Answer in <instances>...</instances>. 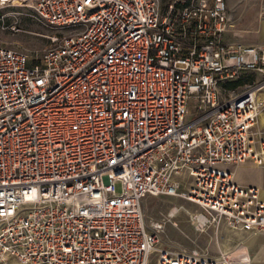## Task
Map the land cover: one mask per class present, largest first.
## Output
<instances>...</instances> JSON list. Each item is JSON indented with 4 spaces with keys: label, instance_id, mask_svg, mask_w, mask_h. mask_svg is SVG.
Returning <instances> with one entry per match:
<instances>
[{
    "label": "built area",
    "instance_id": "obj_1",
    "mask_svg": "<svg viewBox=\"0 0 264 264\" xmlns=\"http://www.w3.org/2000/svg\"><path fill=\"white\" fill-rule=\"evenodd\" d=\"M22 4L56 32L0 43V264L246 263L241 240L162 244L142 202L180 194L204 223L264 233L258 188L222 166L264 165V42L223 40L224 0Z\"/></svg>",
    "mask_w": 264,
    "mask_h": 264
},
{
    "label": "rangeland",
    "instance_id": "obj_2",
    "mask_svg": "<svg viewBox=\"0 0 264 264\" xmlns=\"http://www.w3.org/2000/svg\"><path fill=\"white\" fill-rule=\"evenodd\" d=\"M53 32H56V28L37 20L29 6L13 4L0 9V43L33 53L47 42V35ZM222 166L231 168L228 164ZM260 176L264 177V171ZM178 179L182 190L185 187V173ZM142 203L147 221L162 222L159 240L164 245L214 253L231 249L237 239L244 237L245 232L229 228L222 220L197 224L194 214H199V208L180 194L147 195ZM173 207L179 210L169 215Z\"/></svg>",
    "mask_w": 264,
    "mask_h": 264
},
{
    "label": "crops",
    "instance_id": "obj_3",
    "mask_svg": "<svg viewBox=\"0 0 264 264\" xmlns=\"http://www.w3.org/2000/svg\"><path fill=\"white\" fill-rule=\"evenodd\" d=\"M228 13V21L222 33L226 42L255 43L264 42V0H224ZM264 97V88L257 93ZM256 126L264 133V107L257 116ZM233 178L240 184H252L259 190L260 197L264 198V165H257L250 161L237 164H228ZM244 232V231H243ZM241 240L247 248L248 261L244 264H264V233H244ZM235 241V242H236ZM234 242V243H235ZM233 243V244H234ZM8 264H18L11 261Z\"/></svg>",
    "mask_w": 264,
    "mask_h": 264
},
{
    "label": "bare ground",
    "instance_id": "obj_4",
    "mask_svg": "<svg viewBox=\"0 0 264 264\" xmlns=\"http://www.w3.org/2000/svg\"><path fill=\"white\" fill-rule=\"evenodd\" d=\"M18 1H19V3L16 2V3H13V4L14 5H25V4H22V3L26 2L27 0H18ZM178 210L179 209L177 207H173L168 214L171 215L172 213H175ZM194 219H195V222H197V224H204L205 219H204V217L200 216L199 214H194ZM241 245H242L241 247L243 248V251L245 252L244 253V257L245 258L247 257V261H248L247 248H246L245 244H243L242 242H241Z\"/></svg>",
    "mask_w": 264,
    "mask_h": 264
}]
</instances>
